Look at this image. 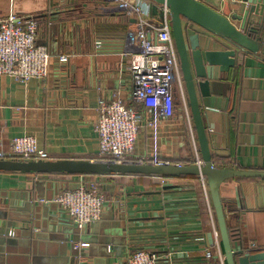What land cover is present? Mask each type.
Masks as SVG:
<instances>
[{"label": "crops", "instance_id": "crops-1", "mask_svg": "<svg viewBox=\"0 0 264 264\" xmlns=\"http://www.w3.org/2000/svg\"><path fill=\"white\" fill-rule=\"evenodd\" d=\"M201 1L228 18L235 16L237 26L247 9L243 0ZM103 5V0H0V21L9 14L37 18L36 43L51 55L43 79L21 82L0 76V152H10L13 138L31 136L48 160H96L98 101L118 97L146 114L132 156L155 154L163 162L195 163L200 154L191 116L188 119L177 109L174 118L160 120L154 129L149 124L151 113L132 102L131 78L120 56L129 19L105 14ZM158 14L156 4V26ZM251 22L257 17L253 15ZM187 28L190 34L199 33L202 47L210 41L213 48L221 49L199 27L188 24ZM60 55H67L69 61L58 62ZM198 96L214 164L264 170V55L240 54L231 73L210 80V95ZM77 179L65 174L0 172V264H126L138 250L170 252L173 260L205 258L194 241L197 229H190L193 239L181 244L167 234L163 241L150 228L129 230L167 225L165 195L196 194L201 212L198 230L210 244L206 196L198 177L172 179L165 186L181 190L168 191H162L165 186L158 177H152L154 187L135 175L102 177L106 186L102 217L83 229L53 201L62 191L73 189ZM219 190L228 226L239 230L245 248L264 250V180L224 178ZM79 242L89 246L78 249L74 244Z\"/></svg>", "mask_w": 264, "mask_h": 264}, {"label": "built area", "instance_id": "built-area-1", "mask_svg": "<svg viewBox=\"0 0 264 264\" xmlns=\"http://www.w3.org/2000/svg\"><path fill=\"white\" fill-rule=\"evenodd\" d=\"M105 14H122L129 19L120 56L131 78V100L137 106L150 112V126L154 129L160 120L175 117L177 109L190 119L188 96L183 80L178 54L171 34L169 10L159 5L157 26L153 22L152 0H103ZM39 31L37 18L31 15L9 14L0 21V76L12 77L21 82L43 79L48 75L51 55L46 47L36 43ZM58 62L69 61L67 55L58 56ZM98 118L95 124L99 141L96 161L111 163L159 164L152 157L132 156L142 123L143 111L128 106L118 97L101 98L98 101ZM148 115V116H149ZM196 147V143L194 144ZM48 160L46 151L40 149L31 136L13 138L10 152H0V159ZM195 163L203 162L197 156ZM161 184H168L159 178ZM206 196L207 214L210 221L212 242L207 243L199 230L194 241L205 258L203 264H226L215 214L205 178L198 177ZM104 184L97 178L78 177L73 189L59 193L53 201L69 216L79 229L99 221L102 217L106 196ZM45 203V200H41ZM78 249L87 248L88 243L74 244ZM126 264H174L170 252L159 255L156 252L138 250L127 258Z\"/></svg>", "mask_w": 264, "mask_h": 264}, {"label": "water", "instance_id": "water-1", "mask_svg": "<svg viewBox=\"0 0 264 264\" xmlns=\"http://www.w3.org/2000/svg\"><path fill=\"white\" fill-rule=\"evenodd\" d=\"M165 6L170 13L171 34L178 54L180 68L188 96V106L193 121L202 165L163 162L111 163L96 160H19L0 159V172H23L38 175H145V176H195L206 180L211 204L220 234L226 264H264V250L245 248L240 237L233 240L229 233L224 205L220 196V181L224 178L264 179V170L218 168L213 164L198 93L210 95V80L222 73H231L237 66L238 57L264 55V0H243L247 9L239 26L201 0H152ZM257 22H251L252 16ZM188 24L195 25L214 37L213 48L208 41L202 47L199 33L190 34ZM205 44V43H204ZM181 190L178 186H165L162 191ZM161 192H159L160 194ZM161 201V200H160ZM162 202V201H161ZM164 220V218H159ZM136 220V219H135ZM134 221V220H132ZM137 221V220H136ZM144 221V218L138 219ZM165 225L134 226L130 231L164 228Z\"/></svg>", "mask_w": 264, "mask_h": 264}, {"label": "trees", "instance_id": "trees-1", "mask_svg": "<svg viewBox=\"0 0 264 264\" xmlns=\"http://www.w3.org/2000/svg\"><path fill=\"white\" fill-rule=\"evenodd\" d=\"M199 152V149H198ZM19 159V158H16ZM20 160V159H19ZM191 163H186V165ZM213 164H214V156H213ZM215 167H218L214 164ZM221 168H234L231 166L230 163L222 165ZM220 168V167H218ZM64 175V174H61ZM67 176H73L74 178H78L80 176L86 177L89 179L97 178L101 180L102 177H108V176H91V175H67ZM143 178V181H146L151 187H154L156 184L152 182V177L156 176H145V175H135ZM163 178L166 182L171 181L172 179H184V178H197L195 176H164V177H158ZM237 179H250V180H257V178H237ZM264 180V179H263ZM103 183V182H102ZM77 184V181L74 183V185ZM104 184V183H103ZM105 184L102 189L103 193L105 194ZM68 190V189H67ZM178 191H175L174 193H169L165 195V201L164 203V211H165V219L166 224L165 227L157 228V229H150L148 231L158 233V235H161V239L165 241V234H167L170 237V240H175L177 243L181 244V242L186 241L187 239H193L192 234L188 231L191 230H198L200 228V222H201V212L199 210V205L197 204V197L196 194L194 195H183V194H177ZM195 198V199H194ZM214 211V210H213ZM229 233L231 235V238L233 240L240 237L239 230H233L228 226ZM159 230H162L160 232H157ZM156 235V236H158ZM140 239V236H138ZM155 238V237H153ZM159 238V236H158ZM142 241H145L142 239ZM211 263L213 264L212 257L210 258ZM174 264H203V261L199 258H185V259H174Z\"/></svg>", "mask_w": 264, "mask_h": 264}]
</instances>
